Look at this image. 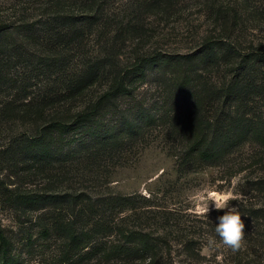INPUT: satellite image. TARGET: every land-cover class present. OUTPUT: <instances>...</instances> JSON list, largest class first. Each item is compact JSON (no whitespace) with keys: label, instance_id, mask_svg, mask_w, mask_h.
I'll list each match as a JSON object with an SVG mask.
<instances>
[{"label":"trees","instance_id":"1","mask_svg":"<svg viewBox=\"0 0 264 264\" xmlns=\"http://www.w3.org/2000/svg\"><path fill=\"white\" fill-rule=\"evenodd\" d=\"M187 1L28 0L29 7L17 21H0V129L9 123L25 127L10 135L0 152V175L3 170L14 173L22 161L28 164L26 181L49 179L51 183L45 189L23 188L0 177V205L25 212L50 207L56 219L67 213L60 228L67 235L68 259L99 257L122 264L134 259L146 264L150 259L155 263L170 245L166 237L116 221L120 214L135 210V197L94 198L86 191L61 192L56 187L64 181L60 173L81 151L82 159L105 160L111 151L120 152L123 142L156 124L157 119L142 108L135 119L121 115L120 127L118 122L106 125L104 115L116 113L118 101L133 97L148 71L159 66L173 68L175 89H196L194 114L188 122L190 142L182 147L179 170L196 165L227 168L234 154L251 146L257 152L244 168L264 173V49L243 47L236 33L249 20L238 7L206 3L209 18L221 33L207 37L202 48L192 54L143 51L159 30L150 28L149 18L157 16L172 23L185 11ZM30 10L35 13L24 15ZM256 15L264 21L263 10ZM94 34L97 37L88 46ZM133 40L139 41L140 48L135 50L132 64L121 68V51ZM31 44L35 52L30 50ZM93 47L101 53L91 54ZM76 59L80 69L73 68ZM201 69L223 76L209 79L199 72ZM105 79L103 92L91 96L90 91ZM80 101L77 108L74 104ZM74 146L81 149L74 153ZM252 184L259 196L264 195V178ZM245 217L262 226L259 221L264 220V205L249 207ZM82 219L87 225L79 231ZM115 230L119 238L108 241L107 235ZM11 243L0 227V264L18 263ZM194 244L189 241L186 245L192 258L199 256L194 254ZM243 264L256 263L253 259Z\"/></svg>","mask_w":264,"mask_h":264},{"label":"rangeland","instance_id":"2","mask_svg":"<svg viewBox=\"0 0 264 264\" xmlns=\"http://www.w3.org/2000/svg\"><path fill=\"white\" fill-rule=\"evenodd\" d=\"M217 5L229 4L238 7L240 12L249 20L242 30L237 31L243 47L264 49V21L259 20L256 13L264 12V0H189L186 2L182 14L175 16L172 23H166L157 16L148 20L150 28H157L154 38L149 39L143 51H160L168 55H188L202 48L204 40L221 33L214 21L209 18L206 3ZM26 2V3H25ZM28 0H0V21H17L23 14V9L29 7ZM18 11V12H17ZM35 13L30 10L24 15ZM254 18L256 20H254ZM153 29V30H154ZM97 35L90 36L88 46L93 45ZM85 51L88 48L84 47ZM139 41L133 40L121 51L119 64L121 68L129 66L135 59V50L139 49ZM91 54H100L93 47ZM30 50L35 52L34 46ZM102 56V55H101ZM79 59L75 60L73 68L80 69ZM72 68V69H73ZM200 68V67H199ZM198 68V69H199ZM201 69L199 72L215 80L221 79V72L209 73ZM174 70L170 66L162 65L148 71L146 79L140 84L135 95L118 101V110L104 115L106 125L118 122L122 124L121 115H128L130 119L138 116V110L144 109L157 119L156 124L146 126L141 136L127 140L118 151H111L105 160L82 159L83 152L68 162L66 170L61 176L64 181L58 184L61 192L86 191L94 198L111 197L117 195L133 196L137 200L135 210L120 214L116 219L122 226H127L154 236L166 237L169 247H164L162 255L153 263L150 259L146 264H243L244 261L255 259L256 264H264V220L254 223L245 217L249 207L264 205V195L255 191L254 181L264 178V173L258 168L248 169L245 165L252 159L257 149L247 146L232 156L230 167H215L210 165H196L179 170L183 146L190 142L188 122L193 117L195 108V87L178 90L173 87ZM107 83L103 80L90 91V95L99 96ZM196 84H199L196 82ZM89 96L85 99L88 101ZM81 101L75 103L77 108ZM143 121H138L141 125ZM2 129V131H1ZM0 129V152L8 142V137L25 130L20 123H9ZM72 151L81 148L74 146ZM183 147V148H182ZM28 164L19 162L14 173L3 170L0 177L13 186L23 188H49L50 180H27ZM233 166V167H231ZM233 168V169H232ZM244 168V169H243ZM243 169V170H242ZM258 170V171H257ZM263 171V170H262ZM235 172V173H234ZM234 173V174H232ZM56 175V174H55ZM240 175L241 181L235 191L243 195L242 201L233 200L230 206H239L241 219L245 224L244 243L238 252L220 242L215 234L217 217L228 209L216 210L211 207L208 216H199L189 209H194L196 201L190 196L205 188L214 187L218 191L231 188L233 176ZM10 176V177H9ZM57 176V175H56ZM52 182V181H51ZM35 183V184H32ZM56 219L57 214L50 207L38 210L24 211L10 205H0V227L10 237L12 254L17 258V264H122L121 261L108 263L99 257L80 259L67 256V235L62 231L61 224L67 219V213ZM87 225L82 219L77 225L80 231ZM215 237L217 246L205 247L209 238ZM118 232L107 235L108 241H117ZM258 240V241H257ZM194 241V254L191 257L186 245ZM89 261V262H88ZM127 264V263H125ZM130 264H141L134 259Z\"/></svg>","mask_w":264,"mask_h":264},{"label":"clouds","instance_id":"3","mask_svg":"<svg viewBox=\"0 0 264 264\" xmlns=\"http://www.w3.org/2000/svg\"><path fill=\"white\" fill-rule=\"evenodd\" d=\"M240 181L241 176L236 175L231 179L232 187L227 190L218 191L214 187H208L190 196V199L196 201V206L194 209H189V211H193L199 216H208L213 206L216 210L228 209L223 215L217 217L218 222L215 223L214 231L219 236L220 242L229 247L234 253L241 249L245 237V224L241 219L239 206H230L231 201H242L244 199L241 193L235 191ZM216 246L215 237L209 238L205 252Z\"/></svg>","mask_w":264,"mask_h":264}]
</instances>
